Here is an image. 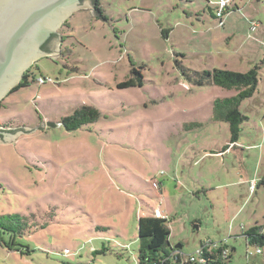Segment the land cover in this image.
I'll return each mask as SVG.
<instances>
[{
  "label": "rangeland",
  "instance_id": "obj_1",
  "mask_svg": "<svg viewBox=\"0 0 264 264\" xmlns=\"http://www.w3.org/2000/svg\"><path fill=\"white\" fill-rule=\"evenodd\" d=\"M98 1L100 17L71 15L58 30L62 51L2 99L6 128L38 130L0 136V214L47 225L17 238L24 254L0 242V264H140L143 229L159 218L170 264L208 243L234 248L231 264H264V244L248 255L257 245L245 235L264 232V0H228L222 22L220 0ZM46 44L60 48L55 36ZM255 66L233 141L213 101L236 90L190 83L186 69ZM140 76L141 87H118ZM83 106L97 108V120L43 127Z\"/></svg>",
  "mask_w": 264,
  "mask_h": 264
},
{
  "label": "trees",
  "instance_id": "obj_2",
  "mask_svg": "<svg viewBox=\"0 0 264 264\" xmlns=\"http://www.w3.org/2000/svg\"><path fill=\"white\" fill-rule=\"evenodd\" d=\"M259 67L249 69L245 72L234 71L230 69L215 68L212 70L205 69L201 71L187 70V81L195 85H217L219 87L236 90V94L228 97H217L213 101V115L216 120H225L230 123V128L233 135V141L237 139L240 124L244 121L246 116L241 112L240 106L242 102L253 96L257 89L259 81ZM192 71V72H190ZM28 72L25 73L22 81L16 85L10 93L17 91L23 86L28 85ZM142 77H138L137 81L133 78L128 79L118 84L120 88L141 87L143 85ZM0 101V108L2 107ZM100 112L97 108L91 106H83L67 117L62 119V125L67 130H77L82 126L97 120ZM160 220L148 221L141 234V246L139 249V263L140 264H170L168 252L165 249L169 241V227L164 218ZM151 221V222H150ZM35 214L25 215L20 213H6L0 214V242L7 246L10 250H19L20 245L17 242L18 237H23L29 234L38 227H46L47 223H37ZM257 226L251 227L246 233L249 244L259 245L264 244V232H259ZM204 246V245H203ZM201 248L199 263L201 264H231V252L234 248L229 250L228 256H225L227 245L219 244L214 248H210L205 244ZM28 249V247H27ZM260 249V248H259ZM28 251H31L28 249ZM261 253V252H260ZM249 255V254H248ZM201 260V261H200ZM175 262L172 264H197V259L194 261L182 262L181 256L176 255Z\"/></svg>",
  "mask_w": 264,
  "mask_h": 264
},
{
  "label": "water",
  "instance_id": "obj_3",
  "mask_svg": "<svg viewBox=\"0 0 264 264\" xmlns=\"http://www.w3.org/2000/svg\"><path fill=\"white\" fill-rule=\"evenodd\" d=\"M92 3V0H0V101L10 94L37 61L62 51L61 43L55 52L42 47L51 36L60 42L58 30L71 15L91 9L95 18L100 17ZM60 125L48 121L43 127ZM37 130H6L0 122V135L7 142H13L20 136H30ZM194 226L198 228L197 224Z\"/></svg>",
  "mask_w": 264,
  "mask_h": 264
},
{
  "label": "built area",
  "instance_id": "obj_4",
  "mask_svg": "<svg viewBox=\"0 0 264 264\" xmlns=\"http://www.w3.org/2000/svg\"><path fill=\"white\" fill-rule=\"evenodd\" d=\"M216 10H215V16L217 17V18H219L220 19V21L222 22V20H223V17L228 13L227 11H226V9H229V1L228 0H220V2H219V4H218V6H217V8H215ZM253 28H255V26H253ZM39 81H44L43 80V78H40L39 79ZM156 185V184H155ZM159 215H161L160 214V212H159ZM163 216V215H162ZM208 247H209V249L210 248H214V247H216V245H219V244H212V243H208V244H206ZM205 246V245H204ZM203 246V247H204ZM202 248V247H201ZM200 251H201V249L198 251V256L197 257H194V256H186L185 258H183V255L181 254V252H179V253H177V255H180L181 257H182V259H183V261L184 262H188V261H194V260H199L198 258H199V256H200ZM261 252V249H259V248H257L256 249V251L255 252H253V251H248V254L249 255H253V253H260ZM228 253H229V249H226V253H225V256L227 257L228 256ZM201 261V260H200Z\"/></svg>",
  "mask_w": 264,
  "mask_h": 264
},
{
  "label": "flooded vegetation",
  "instance_id": "obj_5",
  "mask_svg": "<svg viewBox=\"0 0 264 264\" xmlns=\"http://www.w3.org/2000/svg\"><path fill=\"white\" fill-rule=\"evenodd\" d=\"M93 1V3H92V5H93V7L96 9L97 8V6H98V3H99V1L98 0H92ZM60 43H62V37H60ZM43 49L44 50H46V51H49L50 50V47L46 44V45H44V47H43ZM25 75V74H24ZM2 124V123H1ZM2 126L3 127H5L6 125L4 124H2ZM5 129L6 130H13V128H9L8 126H7V128L5 127ZM1 136V135H0ZM2 137V136H1Z\"/></svg>",
  "mask_w": 264,
  "mask_h": 264
},
{
  "label": "crops",
  "instance_id": "obj_6",
  "mask_svg": "<svg viewBox=\"0 0 264 264\" xmlns=\"http://www.w3.org/2000/svg\"><path fill=\"white\" fill-rule=\"evenodd\" d=\"M252 29L255 30L256 29V26H255V28L252 27Z\"/></svg>",
  "mask_w": 264,
  "mask_h": 264
}]
</instances>
